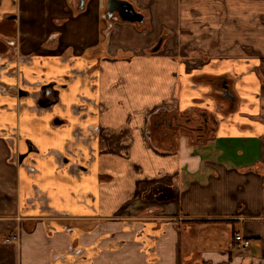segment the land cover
<instances>
[{"label":"crops","instance_id":"0c3cea01","mask_svg":"<svg viewBox=\"0 0 264 264\" xmlns=\"http://www.w3.org/2000/svg\"><path fill=\"white\" fill-rule=\"evenodd\" d=\"M107 1L0 0V264H264V0Z\"/></svg>","mask_w":264,"mask_h":264},{"label":"water","instance_id":"95a60500","mask_svg":"<svg viewBox=\"0 0 264 264\" xmlns=\"http://www.w3.org/2000/svg\"><path fill=\"white\" fill-rule=\"evenodd\" d=\"M83 4L79 8H82ZM116 14L114 18H119L121 22H136L142 23L144 21V15L137 12L133 4L128 0H108L107 12L103 18L108 20V27L111 25V19L113 14ZM226 96H230V91L225 92Z\"/></svg>","mask_w":264,"mask_h":264},{"label":"flooded vegetation","instance_id":"af4514ba","mask_svg":"<svg viewBox=\"0 0 264 264\" xmlns=\"http://www.w3.org/2000/svg\"><path fill=\"white\" fill-rule=\"evenodd\" d=\"M137 11V10H136ZM107 12V11H106ZM138 12V11H137ZM106 14V13H105ZM115 13L113 14V18L111 19V25H110V27H108L107 26V30H108V32H107V34L109 35V30H110V28L112 27V25L114 24V23H116V22H120V20H119V18H114L115 17ZM145 19V18H144ZM107 20V19H106ZM108 21V20H107ZM142 23H144V21L142 22ZM141 24V23H140ZM212 80L215 82L214 84H215V87H216V93H217V97L219 98V99H221L223 96H226L225 95V92L227 91V90H229V86L227 85V83L225 82V81H223L222 80V78L221 77H219V78H215V79H213L212 78ZM229 96V95H228ZM227 96V97H228ZM230 96H231V94H230ZM229 96V97H230ZM160 106L161 105H158V106H155V110H154V115L155 116H158L159 117V115L162 117V116H164L162 113L161 114H159V109H160ZM162 119H163V117H162ZM163 121H164V119H163ZM165 122H166V120H165ZM194 129H196V130H199L200 132H210V131H212L213 130V128L212 127H210V125L208 124V122H207V119L205 118V117H203V120L201 121V124H199V125H197ZM183 133H184V131H183Z\"/></svg>","mask_w":264,"mask_h":264},{"label":"built area","instance_id":"2783aa9c","mask_svg":"<svg viewBox=\"0 0 264 264\" xmlns=\"http://www.w3.org/2000/svg\"><path fill=\"white\" fill-rule=\"evenodd\" d=\"M99 133H102V129H99ZM234 241H235V245L242 250H245L246 248L249 247L250 244V240L245 237L243 234L237 233L234 235Z\"/></svg>","mask_w":264,"mask_h":264},{"label":"rangeland","instance_id":"374dc122","mask_svg":"<svg viewBox=\"0 0 264 264\" xmlns=\"http://www.w3.org/2000/svg\"><path fill=\"white\" fill-rule=\"evenodd\" d=\"M182 51V49H180L179 51H178V53H183V52H181ZM13 242H11L12 243V245L14 246L15 245V241L14 240H12Z\"/></svg>","mask_w":264,"mask_h":264}]
</instances>
